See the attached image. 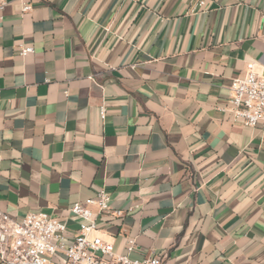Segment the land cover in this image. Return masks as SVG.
Masks as SVG:
<instances>
[{
  "label": "crops",
  "instance_id": "0c3cea01",
  "mask_svg": "<svg viewBox=\"0 0 264 264\" xmlns=\"http://www.w3.org/2000/svg\"><path fill=\"white\" fill-rule=\"evenodd\" d=\"M4 1L0 212L73 237L103 189L134 209L99 218L118 254L264 264V130L223 111L248 64L264 77V0Z\"/></svg>",
  "mask_w": 264,
  "mask_h": 264
},
{
  "label": "built area",
  "instance_id": "2783aa9c",
  "mask_svg": "<svg viewBox=\"0 0 264 264\" xmlns=\"http://www.w3.org/2000/svg\"><path fill=\"white\" fill-rule=\"evenodd\" d=\"M5 7V1L0 0V12ZM28 10L29 6L23 8ZM33 53L32 45H22L19 49L23 58ZM1 92L0 88V95ZM223 111L230 113L235 123L264 130V77L255 71L254 64H248L245 73L231 81ZM100 117L102 120L106 117L104 107L100 109ZM110 203V195L102 189L95 197L72 205L70 212L79 220L73 237L69 236L64 221L47 213H30L16 221L0 212V264H161L157 256L133 259L129 254H118L114 245L105 240L100 233L99 218L124 217L134 210L113 209ZM135 246V240L129 239L128 252Z\"/></svg>",
  "mask_w": 264,
  "mask_h": 264
}]
</instances>
